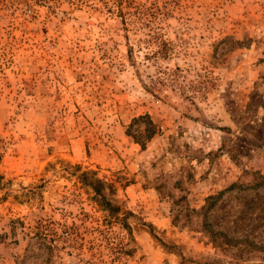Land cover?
Wrapping results in <instances>:
<instances>
[{
    "label": "rangeland",
    "instance_id": "1",
    "mask_svg": "<svg viewBox=\"0 0 264 264\" xmlns=\"http://www.w3.org/2000/svg\"><path fill=\"white\" fill-rule=\"evenodd\" d=\"M0 264H264V0H0Z\"/></svg>",
    "mask_w": 264,
    "mask_h": 264
},
{
    "label": "trees",
    "instance_id": "2",
    "mask_svg": "<svg viewBox=\"0 0 264 264\" xmlns=\"http://www.w3.org/2000/svg\"><path fill=\"white\" fill-rule=\"evenodd\" d=\"M140 118L144 119L145 116H139L136 119H140ZM154 133L155 132L153 129L147 130L144 139L145 140L150 139ZM138 141L139 140H137V142ZM140 144L143 145V143ZM78 178L84 185L90 187L93 190L94 196L91 198V200H93L96 204H98L100 209L105 213L104 214L105 218L113 219L116 222L122 221L125 223L124 220L127 214L123 213V215L119 217L120 207L118 204L115 203L114 199L110 197L114 194L115 191L111 183H107L102 179L96 177L93 171H83L78 175ZM106 189L108 190L107 193L105 192ZM126 225L128 224H125V226Z\"/></svg>",
    "mask_w": 264,
    "mask_h": 264
}]
</instances>
